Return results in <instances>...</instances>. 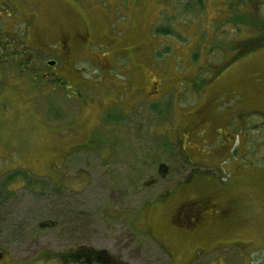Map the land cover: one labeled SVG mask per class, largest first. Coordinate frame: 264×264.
<instances>
[{"label":"rangeland","instance_id":"obj_1","mask_svg":"<svg viewBox=\"0 0 264 264\" xmlns=\"http://www.w3.org/2000/svg\"><path fill=\"white\" fill-rule=\"evenodd\" d=\"M250 2L0 0L11 43L0 60V186L13 190L0 195V245L15 260L89 241L130 264H264V48L218 72L233 54L225 44L250 34L225 14H264V0ZM65 34L75 41L67 63L54 53ZM66 153L114 154L132 184L118 218L102 210L101 185L77 196L80 242L39 226L48 187L73 176ZM175 180L160 218L167 197L154 199Z\"/></svg>","mask_w":264,"mask_h":264},{"label":"flooded vegetation","instance_id":"obj_2","mask_svg":"<svg viewBox=\"0 0 264 264\" xmlns=\"http://www.w3.org/2000/svg\"><path fill=\"white\" fill-rule=\"evenodd\" d=\"M74 46V38L69 34H65L61 37V40L58 43V48L54 50V53L61 58V62L67 63L69 61V59H67V55H69L71 52H74ZM115 156L116 155L114 154L111 157L107 155L97 156L95 154H90L81 158L84 160H80L79 158L69 160V153L65 154V162H67L68 166L71 165V167L73 168V176H68V179H71L72 181L69 183L68 180L66 182L67 185L65 186L61 184L60 179L52 182L54 186L48 187L49 190L44 193V195L47 196V199L49 200V205L51 207L47 211L45 218L39 221V226L41 228H49L51 231H53L55 235L52 238L54 240L72 241L74 239L80 242L82 241V239H84L82 236H80V232L78 231H80V228L84 226L83 216H85L86 210H84L83 207L86 205V203L83 202V199L78 198L77 196L86 191L88 187L97 188L101 185L105 200V202L103 203L104 207L102 208V210H112L114 212L113 214H110L108 212L106 213V216L111 215L112 217L118 218L122 214L121 211L128 212V206H131L132 201L129 196V191L131 189L132 184L129 179H127V182L122 180V177L119 174L120 172L117 173L118 171L115 169V167L117 166L119 160L114 162ZM185 157L186 160H188L187 154L185 155ZM145 160L144 163H146ZM94 161L100 163L99 166L103 167L102 171H94L93 167L94 163H96ZM123 162L125 161L123 160L121 163ZM138 162L142 163L141 160H139ZM79 163L81 164L80 166H78ZM132 163H134V161ZM159 170L164 172L165 177L168 175L167 173H165L167 171V168L163 166V164L159 166ZM132 171H134V167ZM178 172L179 171L176 170L175 173L178 174ZM81 174L86 177L85 181L80 179ZM134 179L135 176L133 177V186L135 185ZM171 179H174V177H172ZM187 180H189V176ZM150 182L156 183L157 180H144V183L147 185H149ZM171 182L173 184L169 188H166V192L159 194L154 199L157 200L159 198L167 197V200H165V202L157 208L158 215L160 218L167 210V207L171 206V203L168 200V198H170L169 194L173 193L174 190H176L179 185L183 183V181L180 180H175ZM37 183L40 182L37 181ZM44 184H48V182L45 181ZM0 191L11 192L13 190L9 187L5 190L3 187L0 186ZM5 194L6 193L3 192L0 193L1 197ZM36 195L38 199H42L40 198V192H37ZM115 200L116 204H114ZM151 201L153 200H145L143 206L140 208V211H142L143 209H149V204ZM190 201L185 204H189ZM40 205L41 204H38V206ZM1 206L2 205L0 204V207ZM182 206H184V204L174 207L175 215L180 212ZM39 216L43 215L40 214ZM2 223L3 220L0 219V225H2ZM131 223L135 225V222L133 220ZM75 227H78L79 229H74ZM0 233H2L1 229ZM88 242L89 241L80 242L75 247L67 250L59 249L53 251L49 254L50 257L47 259L41 257L42 253L36 256H34V254L29 255L27 256L30 259L28 262H19L15 260L14 257L11 255L12 253L0 245V264H130L123 260L120 255L115 251L108 250V248L105 247H98L96 245L88 244Z\"/></svg>","mask_w":264,"mask_h":264},{"label":"trees","instance_id":"obj_3","mask_svg":"<svg viewBox=\"0 0 264 264\" xmlns=\"http://www.w3.org/2000/svg\"><path fill=\"white\" fill-rule=\"evenodd\" d=\"M202 1V0H201ZM256 0H251L252 3H255ZM250 2V3H251ZM258 2V0H257ZM259 3V2H258ZM253 11H250L249 13L256 12L255 5H253L252 8ZM230 12L233 14H225L227 16L226 22L235 21L237 22L238 26L239 23H241L243 26L248 27L250 30V34L240 40H235L230 43L225 44V49L229 51H233V54L230 59H227L225 63L222 64L218 69H220L218 72L220 73L228 64L231 63L232 60L239 58L245 54L254 52L258 49L264 48V14H241V11L233 12L230 9ZM163 29L158 30L159 32L167 33L172 31L169 26L161 27ZM1 34V33H0ZM4 34L2 33V36ZM4 37H0V60L5 61L7 57H5V54L7 51L11 48V43L8 41L3 40ZM216 48L218 46L222 48L223 46L216 45L215 42L212 44ZM3 50V52L1 51Z\"/></svg>","mask_w":264,"mask_h":264},{"label":"water","instance_id":"obj_4","mask_svg":"<svg viewBox=\"0 0 264 264\" xmlns=\"http://www.w3.org/2000/svg\"><path fill=\"white\" fill-rule=\"evenodd\" d=\"M48 62H49V64L53 65V64H55L56 61L54 59H52V60H49Z\"/></svg>","mask_w":264,"mask_h":264},{"label":"bare ground","instance_id":"obj_5","mask_svg":"<svg viewBox=\"0 0 264 264\" xmlns=\"http://www.w3.org/2000/svg\"><path fill=\"white\" fill-rule=\"evenodd\" d=\"M54 65V64H53Z\"/></svg>","mask_w":264,"mask_h":264}]
</instances>
